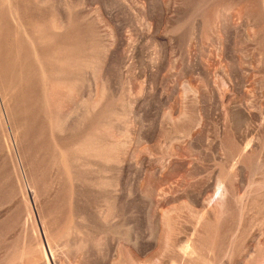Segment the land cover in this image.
<instances>
[{
  "label": "rangeland",
  "instance_id": "rangeland-1",
  "mask_svg": "<svg viewBox=\"0 0 264 264\" xmlns=\"http://www.w3.org/2000/svg\"><path fill=\"white\" fill-rule=\"evenodd\" d=\"M0 264H264V0H0Z\"/></svg>",
  "mask_w": 264,
  "mask_h": 264
}]
</instances>
